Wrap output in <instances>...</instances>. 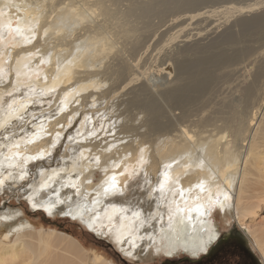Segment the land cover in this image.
Returning <instances> with one entry per match:
<instances>
[{"label":"bare ground","instance_id":"bare-ground-1","mask_svg":"<svg viewBox=\"0 0 264 264\" xmlns=\"http://www.w3.org/2000/svg\"><path fill=\"white\" fill-rule=\"evenodd\" d=\"M110 1L0 0V78L8 80L0 86V193L25 195L33 209L79 221L98 238L108 231L123 255L134 259L152 250L191 257L205 252L217 238L212 212L233 209L264 260V230L251 231L240 218L251 171H264L259 162L264 156V37L251 40L237 58L218 57L214 72H223L221 79L190 85L195 86L187 91L196 96L185 91L158 104L135 100L129 87H144L135 74L143 55L136 62L137 35L146 26L142 20L154 6L176 0H149L139 16L136 9L132 14L114 9ZM260 6L264 3L256 1L229 11L242 15ZM206 14L197 11L190 24L209 20ZM181 33L168 36L165 50L169 46V56L188 58L194 46H172ZM186 63L185 71L155 63L143 75L151 78L149 86L183 74L196 79L195 65ZM162 110L165 121L159 118ZM122 112L129 121L117 122ZM130 121L137 122L136 133L115 147L120 135L130 132ZM151 123L157 130L148 131ZM96 172L102 176L97 185L92 183ZM27 225L0 237V264L23 254L29 264L105 262L87 259L68 236ZM51 247L68 262L50 259Z\"/></svg>","mask_w":264,"mask_h":264},{"label":"rangeland","instance_id":"rangeland-1","mask_svg":"<svg viewBox=\"0 0 264 264\" xmlns=\"http://www.w3.org/2000/svg\"><path fill=\"white\" fill-rule=\"evenodd\" d=\"M256 1L259 2V4L264 3V0H176L173 3H161L160 5L158 4L157 6H154L149 18L142 20V22L146 24L147 28L143 31V29L146 27L143 26L137 35L141 42L136 46V49H140L137 52L136 62L138 61L139 56L141 54L143 55L141 59L142 61L136 64L137 70L135 74L140 83L142 82L144 87L141 90H136V84L135 86L129 87L133 89L130 97L135 100L144 98L158 104L167 100L181 98L185 94V91L187 93H191L190 91H187V88H193L195 85H190L197 84L199 86H206L207 81L211 77H216L214 83L219 81L223 75V72H214V61L218 57L223 56L226 59L237 58L241 51L243 53L249 49V46L252 44L251 40H259L264 37V6L258 7L256 11L242 15L231 14L229 11L231 8H236L239 6H250L255 4ZM148 2L149 0H111L110 4L118 11L125 12L127 10L130 11L131 14L134 13L136 9V14L139 16L140 14L138 12H140V7L144 5L141 8L146 9L145 3L147 4ZM134 5H136V7ZM131 6L133 9H131ZM47 11H50V9L48 8ZM197 11L207 12L205 16L209 20L204 18L200 21L197 20L198 22L196 21L194 24H190L192 22V16H194ZM131 20L134 22V24H136V16H132ZM253 22H255V24ZM140 23L141 21L138 23V25L142 26L143 24ZM180 30L182 31L180 34L181 38L179 42H176L172 46L174 47L190 43L191 46L195 47L196 53L194 52V54H191L188 58H184V56H169V46L165 50L168 36L172 33H175V31ZM192 36H196V38H193ZM48 40L49 37L46 39V42ZM50 42H53L54 46L58 43L56 40L57 43L55 44L54 39H51ZM53 45L51 44L48 47L46 53H51L52 48H54ZM150 45L151 48L147 50V47ZM159 47L160 49H158ZM186 62L195 65L193 66L192 71L197 75L196 79L190 78L188 74H183L169 82L154 80L152 83L153 86H149V80L151 78L148 79L147 75L148 73L152 72L151 67L155 63H158V65L161 64L163 67L168 63H171L172 65L167 66H172L179 71H181L183 68V71H185V65L188 64ZM161 65H159V67H161ZM143 74H147V77ZM156 78L158 77H154V79ZM0 81H2L0 82V86H3L8 82L7 79L2 77L0 78ZM14 83L15 82L12 84ZM15 89L19 88L15 87ZM188 95L196 96L197 94L191 93ZM122 110L124 109L122 108ZM98 115L100 114L97 113L96 116L98 117ZM107 115H109V113ZM178 115L180 116L179 112ZM122 116L123 117L118 119L117 122L125 120L129 121L127 112H122ZM106 117L107 116H105L104 119H106ZM159 118L163 121L167 120V114L165 110L161 111ZM188 120L191 129L193 126L191 125L193 119L189 118ZM113 123L114 121L111 122L112 125ZM130 123H132V126L129 127L130 132L125 131V133H123L125 136L121 134L120 138L123 137V140L121 142H116L114 144L115 147L118 146L117 144L120 145V143H123V141H129V139L133 137L134 133H136V129H133V126L137 125V122L130 121ZM105 127L108 128L107 124ZM111 129L112 127H109L110 132H108L107 135H112ZM155 130H157L155 125L151 123L148 127V131L151 132ZM259 153L261 154V152ZM259 162L264 165V156L259 159ZM251 172L252 176H249V178H251V182L245 194L247 198L246 206L240 214V218L244 226L248 227L251 231L262 232L264 230V171L259 172L252 170ZM101 177L102 176L100 172H96L95 176L92 178V183L97 185ZM27 186L28 184H25L24 188ZM3 193L4 195L2 196ZM3 193H0V237L5 235L6 232L11 231V229H14L20 225L28 224V228L34 231H53L55 233L72 238L85 251L86 254L84 253V256L90 260L94 258L97 260V257H101V261L105 260L106 263L108 262L107 264H160L166 261V259L163 257L164 254H155L154 250H152V253L144 258L134 259L126 257L120 251L117 240L113 238L110 232L105 231L106 234H104L103 237L98 238L95 235V232L87 230L88 228L79 221H74L69 217L67 218L59 215L51 216L41 208L33 209L30 203L26 201V198L24 197L25 195H22L19 198L13 194H10L8 191H4ZM235 216L236 215L233 209L229 210V212L225 213L224 215L219 209H215V211L212 212L211 219L213 220L214 229L217 230V234H219L220 237L226 233L232 234V237L236 236V234L242 235L250 245V248L254 252L256 258L260 259V264H264V260L260 258V256L252 248L249 237L243 233V229H241L242 227L237 224ZM4 217L11 219L4 220ZM104 230L107 229L104 227ZM54 237L55 236H53V238ZM59 237V235H56L57 239ZM232 240L235 241L233 238ZM214 244L217 246V241ZM215 246L213 248L217 249ZM115 250H117L125 259L121 258V255H118ZM49 252L50 259L58 256L55 258H58L59 261L64 262L65 260V262H68L67 258H65L66 256H63L59 249L51 247ZM180 253L181 252H177L175 255H179ZM22 256L23 257H19L13 262L7 261V263L4 264H27L28 256L25 254ZM178 258H181V256L179 255ZM49 262L50 261H48V264ZM105 262L104 264H106Z\"/></svg>","mask_w":264,"mask_h":264},{"label":"trees","instance_id":"trees-1","mask_svg":"<svg viewBox=\"0 0 264 264\" xmlns=\"http://www.w3.org/2000/svg\"><path fill=\"white\" fill-rule=\"evenodd\" d=\"M115 252L118 255H121L117 250H115ZM121 258L125 259L122 255ZM160 264H256V263L253 260V256L250 255L249 252H247L244 245H240L235 242H229L224 247H220L217 249L213 248L208 254L204 255L203 257L195 261H191V262L183 261L181 258H177L169 261L166 260Z\"/></svg>","mask_w":264,"mask_h":264},{"label":"water","instance_id":"water-1","mask_svg":"<svg viewBox=\"0 0 264 264\" xmlns=\"http://www.w3.org/2000/svg\"><path fill=\"white\" fill-rule=\"evenodd\" d=\"M71 220V219H70ZM72 221V220H71ZM75 221V220H74ZM87 229V228H86ZM89 230V229H87ZM215 230V229H214ZM90 231V230H89ZM217 234V233H216ZM237 236V239L238 241H240L244 247L246 248L247 252L250 253V255L253 256V260L256 264H260V259L259 258H256L254 255H253V252H252V249L250 248V245L248 244V242L246 241V239L240 235V234H236ZM218 237H219V234H217V238L214 240V242L212 244H210L209 247H207L206 251L205 252H201V253H198L196 256H189L188 254L184 253V252H181L179 255L181 256V259L183 261H195V260H198L200 259L201 257H203L204 255L208 254L209 251L215 246V242L218 240ZM179 255H174V256H166V255H163V257L169 261L170 259H175V258H178Z\"/></svg>","mask_w":264,"mask_h":264},{"label":"flooded vegetation","instance_id":"flooded-vegetation-1","mask_svg":"<svg viewBox=\"0 0 264 264\" xmlns=\"http://www.w3.org/2000/svg\"><path fill=\"white\" fill-rule=\"evenodd\" d=\"M232 238L235 240L233 241ZM229 242H235L237 244H240V245H243L241 244L238 239H237V236H233L232 237V234L230 233H226V234H223L222 237H218V240H217V243L218 245L215 246L216 248H220V247H224L226 246Z\"/></svg>","mask_w":264,"mask_h":264},{"label":"snow or ice","instance_id":"snow-or-ice-1","mask_svg":"<svg viewBox=\"0 0 264 264\" xmlns=\"http://www.w3.org/2000/svg\"><path fill=\"white\" fill-rule=\"evenodd\" d=\"M113 179H114V178H113ZM112 188H113L114 190H116V185L113 184V185H112Z\"/></svg>","mask_w":264,"mask_h":264}]
</instances>
